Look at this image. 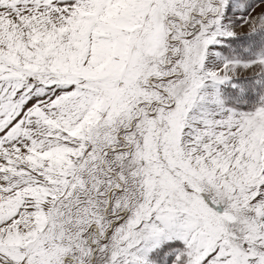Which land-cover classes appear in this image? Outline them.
I'll list each match as a JSON object with an SVG mask.
<instances>
[{"label":"snow or ice","instance_id":"6c2138e0","mask_svg":"<svg viewBox=\"0 0 264 264\" xmlns=\"http://www.w3.org/2000/svg\"><path fill=\"white\" fill-rule=\"evenodd\" d=\"M0 264H264V0H0Z\"/></svg>","mask_w":264,"mask_h":264}]
</instances>
